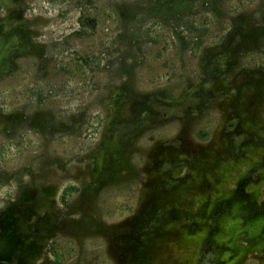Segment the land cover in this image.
I'll return each instance as SVG.
<instances>
[{
  "label": "rangeland",
  "instance_id": "rangeland-1",
  "mask_svg": "<svg viewBox=\"0 0 264 264\" xmlns=\"http://www.w3.org/2000/svg\"><path fill=\"white\" fill-rule=\"evenodd\" d=\"M261 200L264 0H0V264H264Z\"/></svg>",
  "mask_w": 264,
  "mask_h": 264
},
{
  "label": "flooded vegetation",
  "instance_id": "flooded-vegetation-1",
  "mask_svg": "<svg viewBox=\"0 0 264 264\" xmlns=\"http://www.w3.org/2000/svg\"><path fill=\"white\" fill-rule=\"evenodd\" d=\"M264 202V200H261V201H259V202H256V201H254V203H252V204H248L247 206H246V215H257V216H264V214L262 213L263 212V203ZM258 205V207H256V209L253 211V212H251V213H248V211H249V206H257ZM245 215V216H246ZM264 233V232H263Z\"/></svg>",
  "mask_w": 264,
  "mask_h": 264
},
{
  "label": "trees",
  "instance_id": "trees-1",
  "mask_svg": "<svg viewBox=\"0 0 264 264\" xmlns=\"http://www.w3.org/2000/svg\"><path fill=\"white\" fill-rule=\"evenodd\" d=\"M77 3V2H74V4ZM76 8H74V10H80L79 13H81V9H82V6L81 5H75ZM78 7V8H77Z\"/></svg>",
  "mask_w": 264,
  "mask_h": 264
}]
</instances>
